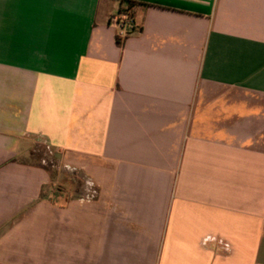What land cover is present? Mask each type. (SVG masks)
I'll return each mask as SVG.
<instances>
[{
  "label": "crops",
  "instance_id": "0c3cea01",
  "mask_svg": "<svg viewBox=\"0 0 264 264\" xmlns=\"http://www.w3.org/2000/svg\"><path fill=\"white\" fill-rule=\"evenodd\" d=\"M127 1L0 0V264H264V0Z\"/></svg>",
  "mask_w": 264,
  "mask_h": 264
},
{
  "label": "rangeland",
  "instance_id": "374dc122",
  "mask_svg": "<svg viewBox=\"0 0 264 264\" xmlns=\"http://www.w3.org/2000/svg\"><path fill=\"white\" fill-rule=\"evenodd\" d=\"M19 159L27 161L28 163L41 165L45 167L50 175L51 181L63 185L65 182L70 181L73 177L76 180H83L81 174L75 172L63 171L61 164L57 159L56 153L49 146L43 142L33 141L30 143V149L27 154H22Z\"/></svg>",
  "mask_w": 264,
  "mask_h": 264
},
{
  "label": "built area",
  "instance_id": "2783aa9c",
  "mask_svg": "<svg viewBox=\"0 0 264 264\" xmlns=\"http://www.w3.org/2000/svg\"><path fill=\"white\" fill-rule=\"evenodd\" d=\"M109 24L116 28V37L122 39L127 34L135 31V23L127 8H121L118 12L111 14Z\"/></svg>",
  "mask_w": 264,
  "mask_h": 264
},
{
  "label": "trees",
  "instance_id": "16d2710c",
  "mask_svg": "<svg viewBox=\"0 0 264 264\" xmlns=\"http://www.w3.org/2000/svg\"><path fill=\"white\" fill-rule=\"evenodd\" d=\"M128 2V7H126L128 10H129V13H130V16L133 18V20H134V23H135V31H138L139 29H140V27L137 25V23H136V20H135V16H134V13H133V11H132V6L134 5V1H132V0H129V1H127ZM116 39H117V42H119V43H121V39H119V38H117L116 37Z\"/></svg>",
  "mask_w": 264,
  "mask_h": 264
}]
</instances>
